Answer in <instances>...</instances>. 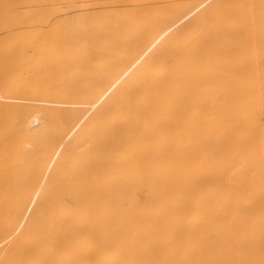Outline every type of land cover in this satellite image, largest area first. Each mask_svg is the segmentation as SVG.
Wrapping results in <instances>:
<instances>
[{
	"label": "bare ground",
	"instance_id": "1",
	"mask_svg": "<svg viewBox=\"0 0 264 264\" xmlns=\"http://www.w3.org/2000/svg\"><path fill=\"white\" fill-rule=\"evenodd\" d=\"M0 264H264V0H0Z\"/></svg>",
	"mask_w": 264,
	"mask_h": 264
}]
</instances>
